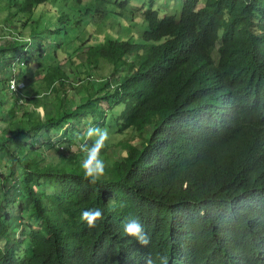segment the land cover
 Returning a JSON list of instances; mask_svg holds the SVG:
<instances>
[{
    "label": "trees",
    "instance_id": "trees-1",
    "mask_svg": "<svg viewBox=\"0 0 264 264\" xmlns=\"http://www.w3.org/2000/svg\"><path fill=\"white\" fill-rule=\"evenodd\" d=\"M0 10V264H264V0ZM89 119L108 132L95 180ZM130 216L148 244L123 232Z\"/></svg>",
    "mask_w": 264,
    "mask_h": 264
},
{
    "label": "clouds",
    "instance_id": "clouds-1",
    "mask_svg": "<svg viewBox=\"0 0 264 264\" xmlns=\"http://www.w3.org/2000/svg\"><path fill=\"white\" fill-rule=\"evenodd\" d=\"M143 1H153V0H143ZM124 26L127 25H122V30ZM209 65L213 66V63L209 62ZM198 68L199 71L203 73L200 66H198ZM80 135L85 137V142L80 144V150L84 154L83 160L81 161V166L84 169V175L89 177L91 180H95L97 174L103 170L104 162L99 157L98 153L100 147L103 144V141L108 137V132L106 129H102L98 125L93 124L89 119V121L86 123ZM87 138H93L92 142L87 143L86 142ZM79 215L81 220L90 226L95 223L96 218L102 215V209L99 207L83 208L81 209ZM122 228L125 234H130L131 236L135 237L140 243L142 244L149 243V235L145 231L144 226L142 225L138 217L130 216L129 218H127L123 222ZM146 264H153V259L151 256H148L146 258Z\"/></svg>",
    "mask_w": 264,
    "mask_h": 264
},
{
    "label": "rangeland",
    "instance_id": "rangeland-1",
    "mask_svg": "<svg viewBox=\"0 0 264 264\" xmlns=\"http://www.w3.org/2000/svg\"><path fill=\"white\" fill-rule=\"evenodd\" d=\"M134 8V11H138L137 9L135 10V7H133ZM1 11V10H0ZM4 12V11H3ZM3 17H1L0 16V21H1V19H2ZM0 24H1V22H0ZM128 33H129V27L128 26H124L123 27V35H128ZM0 37H1V34H0ZM10 38V37H9ZM65 68H66V66L65 65H63ZM114 76H116L117 77V75H114ZM43 77V73H41V74H37L36 75V78L37 79H40V78H42ZM113 78L114 77H112V82L114 83L115 81H113ZM35 82H33L32 83V85L33 86H35ZM5 88L7 89L8 87H10V82H9V84H7V83H5ZM10 90V89H9ZM21 90H23V89H21ZM21 90H19V91H8V92H11V94H10V96L9 97H11V99L14 101V102H16L17 101V96H19L20 97V93H21ZM76 91V89H70L68 92L71 94V98H73L72 100L73 101H79L80 99H79V97H84V95H85V92L84 91H76L77 92V95L78 96H76L75 97V92ZM18 93V95H17V93ZM42 94V93H41ZM19 102H22V100L21 99H19ZM16 106H17V110H18V115H21L22 114V112H21V109L22 110H24V108L25 107H22V105H17V104H15ZM118 133H117V131H114V134L113 135H111L110 137V139H108V141H109V143H111L110 145H108L110 148H112V149H117V151H116V154H115V156L116 157H118V156H120L121 154H123L125 151L122 149V148H120L118 145H117V142L121 139V138H118ZM83 138V140H85V137L83 136L82 137ZM91 138H87V141H89ZM106 142L105 141H103V144H105ZM5 155V154H4ZM4 155L0 152V156L3 158L4 157ZM48 159H51V156H48ZM107 161H108V158H107ZM16 234V233H15ZM15 234H13L14 236H15ZM3 242H4V239H0V244H3Z\"/></svg>",
    "mask_w": 264,
    "mask_h": 264
},
{
    "label": "built area",
    "instance_id": "built-area-1",
    "mask_svg": "<svg viewBox=\"0 0 264 264\" xmlns=\"http://www.w3.org/2000/svg\"><path fill=\"white\" fill-rule=\"evenodd\" d=\"M11 87H12V88H15V87H16V85H15L14 82H12Z\"/></svg>",
    "mask_w": 264,
    "mask_h": 264
},
{
    "label": "bare ground",
    "instance_id": "bare-ground-1",
    "mask_svg": "<svg viewBox=\"0 0 264 264\" xmlns=\"http://www.w3.org/2000/svg\"><path fill=\"white\" fill-rule=\"evenodd\" d=\"M21 87V86H20Z\"/></svg>",
    "mask_w": 264,
    "mask_h": 264
}]
</instances>
